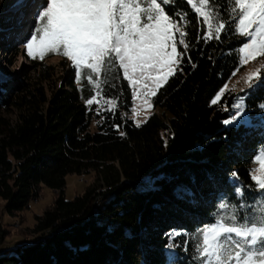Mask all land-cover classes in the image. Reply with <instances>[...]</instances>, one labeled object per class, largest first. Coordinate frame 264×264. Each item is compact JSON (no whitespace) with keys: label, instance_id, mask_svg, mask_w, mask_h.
Returning <instances> with one entry per match:
<instances>
[{"label":"trees","instance_id":"1","mask_svg":"<svg viewBox=\"0 0 264 264\" xmlns=\"http://www.w3.org/2000/svg\"><path fill=\"white\" fill-rule=\"evenodd\" d=\"M153 3L181 37L177 65L151 98L167 120L152 113L135 125L128 117L132 88L111 49L102 53L96 80L70 64L58 44L34 60L33 82L14 91L13 81H0L3 213L26 210L42 186L55 192L23 233L29 240L19 235L11 246L0 223V264L264 259V232L254 243L222 234L212 258L204 254L203 236L216 222L264 228V186L251 174L255 155L264 154V69L247 89L212 102L240 66L243 7L238 0H138L147 9ZM54 57L57 64L47 62ZM235 99L253 125L224 124ZM10 141L24 146L15 160ZM67 175L93 180L66 199ZM94 201L102 202L98 209Z\"/></svg>","mask_w":264,"mask_h":264},{"label":"rangeland","instance_id":"2","mask_svg":"<svg viewBox=\"0 0 264 264\" xmlns=\"http://www.w3.org/2000/svg\"><path fill=\"white\" fill-rule=\"evenodd\" d=\"M238 1L243 7L238 32L246 37V42L240 47L239 68L214 96L213 103H218L226 93L247 89L264 69V0ZM156 10V3L147 9L138 0H0V81H13L14 91L22 83L33 82L34 60L38 61L47 48L58 44H63V55L70 64L83 66L96 80L102 53L111 49L132 88L128 117L135 125L142 124L152 113L167 120L169 115L162 109L152 108L151 98L177 65V41L181 43V37L179 27ZM58 60L59 57H54L47 62L57 64ZM108 106H113V102ZM223 108L229 107L224 103ZM230 110L225 125H253L242 99H235ZM5 116L10 121L15 118L13 112ZM10 144V158L15 160L16 153L24 146L12 141ZM251 174L258 187L264 186L263 153L255 155ZM92 180L90 175H67L65 198L81 194ZM54 198L55 192L42 186L26 210L11 216L3 213L0 200V223L7 240L15 241L11 246L19 242L17 236L32 227L33 215L41 214ZM101 204V201L93 202L95 209ZM263 232L261 227L238 229L216 222L203 236L206 259L209 261L216 252L222 234L233 233L254 243ZM227 264H264V259L255 261L253 254L244 258L236 255Z\"/></svg>","mask_w":264,"mask_h":264},{"label":"bare ground","instance_id":"3","mask_svg":"<svg viewBox=\"0 0 264 264\" xmlns=\"http://www.w3.org/2000/svg\"><path fill=\"white\" fill-rule=\"evenodd\" d=\"M16 9H18V8H16Z\"/></svg>","mask_w":264,"mask_h":264}]
</instances>
